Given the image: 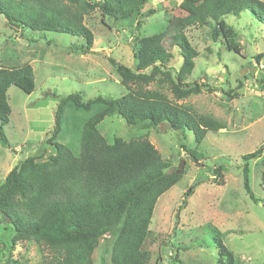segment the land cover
I'll return each mask as SVG.
<instances>
[{
    "label": "rangeland",
    "instance_id": "1",
    "mask_svg": "<svg viewBox=\"0 0 264 264\" xmlns=\"http://www.w3.org/2000/svg\"><path fill=\"white\" fill-rule=\"evenodd\" d=\"M178 1L151 0L140 14L116 21L102 18L97 10L91 12L84 18L94 34V46L88 54L81 52L84 41L79 36L45 32L44 38H38L10 26L0 16V66L29 63L35 84L31 93L14 85L7 88L10 114L3 127L6 142L0 140V182L28 154L42 153L44 157L49 154L52 147L47 139L61 97L74 91L83 99L122 94L123 87L108 57L132 67L137 39L165 30L167 19L179 14ZM149 9L157 12L148 14ZM223 19L236 34L239 52L227 50L221 35L212 41L209 26L186 29L191 45L198 52L188 80L206 82L213 89L179 101L221 122L222 129L207 132L196 144L193 131L186 128L163 129L161 124L150 128L130 126L116 113L106 116L97 126L108 142L114 137L128 140L146 136L159 154L170 161L171 171L183 169L179 181L155 204L143 247L150 252L149 264H179V260L183 264H215L216 249L204 230L208 223L226 232L223 244L236 261L264 264L260 157L249 161V187L256 201L242 187L241 169L242 155L264 152V22L248 12ZM258 54L263 56L256 60ZM181 59L177 54L174 65L178 67ZM230 89L232 96L227 97L225 93ZM102 108L103 105L94 104L88 111L75 110L66 104L56 141L79 155L83 121ZM184 149L196 150L202 158L194 161ZM219 165L223 166V185L213 183V170ZM192 185V193L185 197ZM12 234L11 226L0 219V264H41L47 251L34 243L8 251ZM104 237L96 252L99 264H109L112 240L108 235Z\"/></svg>",
    "mask_w": 264,
    "mask_h": 264
},
{
    "label": "trees",
    "instance_id": "2",
    "mask_svg": "<svg viewBox=\"0 0 264 264\" xmlns=\"http://www.w3.org/2000/svg\"><path fill=\"white\" fill-rule=\"evenodd\" d=\"M151 0H0V16L7 24L23 32L45 37V32L67 33L83 39L82 53H91L94 34L84 18L98 11L113 21L140 14ZM66 2L67 4H65ZM179 14L167 19L162 32L141 36L129 67L112 57L108 62L119 77L120 96L96 95L83 99L79 92L60 98L44 157L28 154L0 182V219L13 234L8 251L34 243L47 251L41 264H99L96 252L111 237L109 264H149L150 252L144 249L153 210L158 199L182 177V171H171V163L159 154L146 136L124 140L114 137L108 142L98 124L106 116L120 115L127 125L157 127L169 122L172 129L193 131L199 144L207 132H218L223 124L213 117L197 113L191 105L179 102L190 95L212 87L206 82H189L195 66L196 49L186 29L209 26L212 41L223 37L227 50L238 53L236 34L223 17H238L248 12L264 22V0H179ZM156 9H149L154 14ZM168 42L166 46L165 43ZM179 54L181 62L174 65ZM263 54L255 58L259 60ZM175 60V61H176ZM11 85L25 93L34 90L33 69L29 63L0 66V140L8 122L10 106L7 88ZM153 85V87L151 86ZM171 94L169 97L163 90ZM232 90L225 95L232 96ZM224 93V92H222ZM88 111L92 105L103 108L88 117L81 127L80 152L75 156L56 141L63 108ZM194 161L202 158L196 150L184 149ZM242 155V182L249 198L256 201L249 185V161L260 157V185L264 188V152ZM213 183L223 185V166L213 170ZM194 186L185 192L188 197ZM184 201V199H183ZM214 243L215 264H249L236 261L223 244L221 232L206 224ZM183 264L182 261H178Z\"/></svg>",
    "mask_w": 264,
    "mask_h": 264
},
{
    "label": "water",
    "instance_id": "3",
    "mask_svg": "<svg viewBox=\"0 0 264 264\" xmlns=\"http://www.w3.org/2000/svg\"><path fill=\"white\" fill-rule=\"evenodd\" d=\"M161 125H162L163 129H164L165 127H167V126H168L169 128L171 127V124H169V122H167V121H166V122H162ZM182 165H183V163H181L180 168H182ZM177 216H178V211L176 212V216H175V217H176V221H175V223H174V227H175L176 224H177V220H178V217H177Z\"/></svg>",
    "mask_w": 264,
    "mask_h": 264
}]
</instances>
